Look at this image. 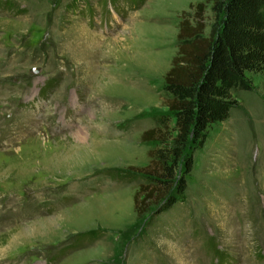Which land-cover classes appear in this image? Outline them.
<instances>
[{
	"label": "rangeland",
	"instance_id": "374dc122",
	"mask_svg": "<svg viewBox=\"0 0 264 264\" xmlns=\"http://www.w3.org/2000/svg\"><path fill=\"white\" fill-rule=\"evenodd\" d=\"M5 1L0 264H264V73H249L252 89L236 92L230 118L211 126L186 199L168 212L152 216L153 200L140 216L144 179L108 175L149 163L156 143L142 134L169 116L163 84L179 22L203 0H144L107 25L108 0ZM204 15L209 35L211 4Z\"/></svg>",
	"mask_w": 264,
	"mask_h": 264
},
{
	"label": "trees",
	"instance_id": "16d2710c",
	"mask_svg": "<svg viewBox=\"0 0 264 264\" xmlns=\"http://www.w3.org/2000/svg\"><path fill=\"white\" fill-rule=\"evenodd\" d=\"M143 1L114 0L115 4H111L108 0L109 16L106 21L100 17V22L107 25L108 20L116 18L115 14L124 17ZM208 4L215 16L209 35L205 34L204 15ZM0 6L13 8L8 1ZM82 13L92 22L89 9ZM177 38L178 50L163 84L169 116H157V125L142 134L144 140L156 143L148 151L149 163L108 173L121 182L144 179L134 194V206L140 216L150 211L153 200L158 207L152 216L168 212L186 199V176L193 170L194 153L206 143L212 125L230 118L237 106L235 93L252 89L249 73H264V0L200 1L193 13L182 14ZM102 234L101 230L78 234L64 253L81 248ZM216 259L223 260V255L218 253ZM56 261L51 259L49 264Z\"/></svg>",
	"mask_w": 264,
	"mask_h": 264
}]
</instances>
